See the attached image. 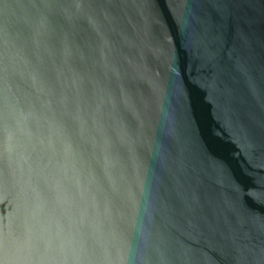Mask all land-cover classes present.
Returning a JSON list of instances; mask_svg holds the SVG:
<instances>
[{
	"label": "water",
	"instance_id": "water-1",
	"mask_svg": "<svg viewBox=\"0 0 264 264\" xmlns=\"http://www.w3.org/2000/svg\"><path fill=\"white\" fill-rule=\"evenodd\" d=\"M0 264H264V0H0Z\"/></svg>",
	"mask_w": 264,
	"mask_h": 264
}]
</instances>
